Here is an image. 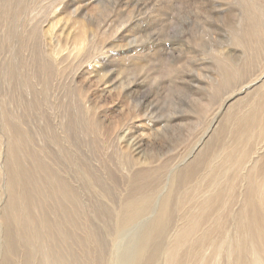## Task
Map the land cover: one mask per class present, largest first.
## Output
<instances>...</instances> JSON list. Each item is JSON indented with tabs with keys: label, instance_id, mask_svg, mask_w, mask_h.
I'll return each mask as SVG.
<instances>
[{
	"label": "rangeland",
	"instance_id": "obj_1",
	"mask_svg": "<svg viewBox=\"0 0 264 264\" xmlns=\"http://www.w3.org/2000/svg\"><path fill=\"white\" fill-rule=\"evenodd\" d=\"M256 7L264 17V0H0V246L6 254L0 263L135 264L138 235L158 212L176 170L228 128L230 106L253 94L264 98V39L251 48L246 41L245 50L240 42ZM229 55L237 64L247 60L246 69H227ZM261 136L254 158L264 156ZM191 180L173 193L156 243L161 252L144 264H166L163 252L182 213L206 197L196 194L197 175ZM243 185L228 191L201 232L178 246L184 264L204 248L193 239L213 220L211 241L235 234ZM13 194L36 204L27 207L34 222L5 212ZM143 195L151 197L152 209L121 226L128 203ZM208 252L194 264H219L205 258Z\"/></svg>",
	"mask_w": 264,
	"mask_h": 264
},
{
	"label": "bare ground",
	"instance_id": "obj_2",
	"mask_svg": "<svg viewBox=\"0 0 264 264\" xmlns=\"http://www.w3.org/2000/svg\"><path fill=\"white\" fill-rule=\"evenodd\" d=\"M261 12H262V9L259 7H256L255 12H253L251 14H253L254 21H257V22L253 21L252 23H249L248 26L245 28V31L243 29V31L241 33L242 35L240 34V42L242 43L244 50L246 47V41L249 42L247 47L251 48V47H253L252 44H255L259 38H261L262 40L264 39V17L261 16ZM251 14H248L249 18L252 17ZM241 22H243V21H241ZM257 29H260L262 34H258L256 32ZM81 39H82L81 43L86 42V40L84 38H81ZM7 55H8V53H7ZM232 58H234V57L229 55V57L223 59V64L224 63L225 64L231 63L230 65H225V67L227 69H229L230 71L234 70L237 74L241 73V71L246 69V68H244L245 66H241V65L244 62L247 63V60L241 61V63L237 64L236 62H234L232 60ZM35 64H37V63H35ZM35 64H33V65H35ZM44 64L46 65V63H44ZM238 66L239 67L241 66V67L238 68ZM38 67L40 68V66H38ZM34 74H36V73L34 72ZM22 76H23V74H22ZM34 78H35V75H34ZM36 85H37V82H36ZM38 88H40V87H38ZM30 89L32 90V88H30ZM34 92L37 93V91H34ZM27 98H26V100H27ZM32 100H34V99H32ZM24 101H25V99H24ZM19 103H20V101H19ZM26 103L28 104V101L25 102V104ZM28 105H26V106H28ZM23 114L25 115V112ZM226 114H227V116L225 118V121H227L228 128H226V130L224 129L223 131L218 132L219 130H221V129H219L220 128L219 127L217 134H213L212 136H210L209 142L204 143V144H206V146L203 145L204 149H203V147L201 148V149H203V151L200 153H198L199 152L198 151L197 152L198 154L195 155L194 159L192 161H190V163L187 162L188 163V164L186 163L187 165H184L181 168L179 167L176 170L174 176H172L173 177L172 182H170V186L167 189L168 191L165 192V194L162 196V198L160 200L161 202H160L159 207H158L159 208L158 212L156 213V215L153 217V219L150 222L149 221L147 222L148 224L146 223L147 226L143 227V229L145 228L143 230V233L141 232L142 234L140 233L138 235L139 237H141V239H140V241H138L140 244L139 245L137 244L138 249H136L137 250L136 257L133 256V258H132V259L135 258L134 262L137 261L138 264H144V262H146V258L149 255H150L149 259H151V258L157 257V255L161 252L160 245H157L156 243H159L158 239H160V237L164 234L163 229H164L165 225L166 226L168 225L167 224L168 223L167 220H168V216H169L168 204H169L171 198L173 197V193H175L176 188L178 187V185L181 184L182 181H187L188 179L191 180V178H193L194 176L196 177V175H197V177L199 178V180L202 181V183H198V181H196V183L199 184L198 188L200 189L199 190L198 188H196L197 185H195L196 186L195 188L198 190V191L196 190V192H197L196 194L198 195V192L201 191L203 193H206V197H204L205 195L202 194L203 197H201V198H203V199H202V201L201 200L199 201L200 204H198L196 208L192 206L193 210L191 212H188V210H187V212L184 213V215L182 213V217H180V226H179L180 228L174 234V238H173L174 242L167 249L164 246L165 250L163 252V255L165 256V259H167L166 264H184V260L177 257L178 246L182 242H183L182 246L186 245L185 242L186 243L189 242L188 236L190 234H194L198 231L201 232V229L199 228L201 226H199V225L202 222L204 223L205 221H207L209 219V217L211 216L213 211L216 210L218 204H220L222 201H224V199L226 198V196L228 194V191H231L234 194L237 193L238 186L242 180H243V183H245V185H243L245 190L243 191V193L241 195V197L243 199L242 200V202H243L242 207L233 217V224H234L233 226L235 227V232L232 231L231 233L232 234L235 233V234L231 235L230 233L229 234L227 233L228 235H231V237L232 236L233 237L229 239V236L227 237L226 236L227 234H226V235L222 236L220 240L216 238V239L211 241L210 239H211L212 233L214 234L215 233L214 229H216V227L215 228L213 227L214 226L213 223L216 221L213 220L214 222L210 221V223L213 222V223H211V225H213V226H211L209 228L207 225H205V226H207L206 227L207 232L206 233L202 232L204 235H202V237L200 235L199 236L200 238H195L196 235L193 236L195 238L193 240H195V242L198 244V245L195 244L196 248L199 249L200 247H198V246L203 245L204 248H202V249L200 248L202 251L205 250V244H208L209 249H207V250L210 251V254L208 251H203V252H205V253L208 252V255L210 257L207 256V254H206V256L208 258L207 257H205V258L207 260L210 259L209 261H212L211 263H214L213 260H215V262L218 261L220 264L221 263L220 261L223 258V260L228 262L227 264H264V156H261V158L260 157L254 158V156H253L256 154V153H254L255 152L254 147L256 145V142L260 141V139L262 137L261 135L264 132V98L262 97L259 99V97L256 94H253V95L247 97V100L242 99L241 101H238V104H236L235 106H230V108L228 109ZM37 118H39V117H37ZM13 124H15V123L13 122ZM16 124H18V123H16ZM27 134H28V132H27ZM221 138L224 139L223 140L224 142L220 141ZM227 138H229V140H227ZM74 139H75V137H74ZM1 140H2V138H1ZM16 141H21V139L17 136ZM72 142H74V141H72ZM1 143H3V142H1ZM31 145H32V143H31ZM0 146H1V144H0ZM261 148H262V146H261ZM1 149H3V147ZM201 149H200V151H201ZM263 150H264V147H263ZM11 151H12V148H11ZM69 155H70V153H69ZM71 156H73V155H71ZM72 162L74 163V161H72ZM73 163H72V165H73ZM36 164L39 165L40 163L37 162ZM199 164H201V165L205 164V167L201 172L198 171ZM30 165H31V163H30ZM33 166H34V164H33ZM71 168H73V167L71 166ZM74 168H73V171H74ZM29 169H31V168L29 167ZM27 171H28V168H27ZM44 172H45V168H44ZM108 172H110V171H108ZM242 173H243V176L241 177V181H240L239 176L242 175ZM66 177H69V176H66ZM12 180H13V178L10 180V183L8 182L9 184L7 185L8 193H10V194H11L13 188H15L13 186ZM90 180H89V182H90ZM31 181H33V180H31ZM55 182L57 183L58 181H55ZM105 182H106V180H105ZM56 183H55V185H56ZM92 183H93V181H92ZM203 183H204V185H203L204 190L202 189ZM25 185H27V184H25ZM200 185H201V188H200ZM38 186H36V187H38ZM25 188H26V186H25ZM47 189H48V187H47ZM66 190L67 189H65L64 191H66ZM49 191L51 192L52 190L50 189ZM17 192L19 193L22 191L19 190ZM69 192H71V191H69ZM210 192H211V194H210ZM52 193H55V189H54V191H52ZM104 193L105 192L103 191V194ZM207 193H209V194L207 195ZM21 195L23 196L22 198L24 199V195L22 193H21ZM13 196H14V198H12V196H11V198L9 197V200L7 199L8 200L6 203L7 205H5V207H4L5 212H6V210L9 211V209H11L12 215L18 216L19 218H22L23 213H24L26 216L24 218L26 220L25 222H27V221L28 222H30V221L34 222V219L32 217L33 214L31 215L30 214L31 212H29V210L32 209V206H36V204L32 205V204L28 203V205H29L28 206V205H26V203L23 201L22 198H18V200H16L17 195L13 194ZM137 198H138V196H137ZM29 199H30V197H29ZM25 200H26V197H25ZM30 203H31V201H30ZM151 204H152L151 197L150 196L145 197L144 195L140 199H137L134 201L132 200V202H129L128 206H126V209L124 211L122 219H120L121 220V226L122 225H124V226L130 225L133 222L142 218L145 214H147L152 209ZM126 205H127V202H126ZM27 207H29L30 209H28ZM37 212H38V210H37ZM216 212H217V210H216ZM216 212H215V214H216ZM213 216H214V214H213ZM211 218L212 217H210V220H211ZM1 219L3 221V219L5 220L8 218H6L5 216H2ZM37 220H39V219H37ZM43 220H44V218H43ZM216 220H220V219L216 218ZM220 223H222V222H220ZM30 224H32V223H30ZM227 225H228V223L225 224L226 227H227ZM31 226L33 227V224ZM205 226H203V228ZM223 226L224 225H222L221 227L225 231L227 228H224L225 226L224 227ZM229 226H230V223H229ZM217 227H219V226H217ZM196 229H199V230H196ZM229 229H231V226ZM204 230L205 229H203V231ZM218 230H219V228H218ZM220 230H221V228H220ZM200 232H199V234H202ZM228 232H230V230ZM199 234L197 233V236ZM36 236H37V234H36ZM186 238H187L188 242H187V240L184 241ZM190 242H191V240H190ZM54 243H55V241H54ZM54 246H56V245H54ZM208 247H206V248H208ZM13 248L14 247L12 246V249ZM164 248H162V250ZM2 249H3V246H0V255L2 254V256L3 255L5 256L6 254L3 253L4 250H2ZM200 249L196 252L195 251L193 252L192 249H188V251L189 250H190V252L192 251L193 254L195 253L194 255H192L193 258H191V255L189 256V253H188V256H189L188 261L190 263L194 264L195 261L193 259L196 258V261H200V257L202 258V256H204V253L202 251L199 252ZM52 252H53V250H52ZM163 255L161 254L160 256H163ZM180 255H181V252H180ZM178 256H179V254H178ZM185 256H187V255H185ZM197 259H199V260H197ZM201 260H204V259L202 258ZM0 264H2V263H0ZM216 264H218V263H216Z\"/></svg>",
	"mask_w": 264,
	"mask_h": 264
}]
</instances>
